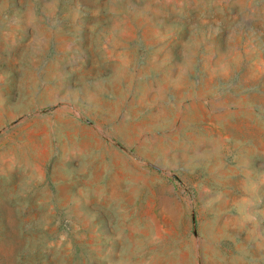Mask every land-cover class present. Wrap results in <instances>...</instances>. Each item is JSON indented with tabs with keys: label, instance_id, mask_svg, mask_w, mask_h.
Returning a JSON list of instances; mask_svg holds the SVG:
<instances>
[{
	"label": "rangeland",
	"instance_id": "obj_1",
	"mask_svg": "<svg viewBox=\"0 0 264 264\" xmlns=\"http://www.w3.org/2000/svg\"><path fill=\"white\" fill-rule=\"evenodd\" d=\"M155 80L202 144L166 173L191 218L158 253L155 168L123 219L132 197L59 134L88 90ZM0 264H264V0H0Z\"/></svg>",
	"mask_w": 264,
	"mask_h": 264
},
{
	"label": "crops",
	"instance_id": "obj_2",
	"mask_svg": "<svg viewBox=\"0 0 264 264\" xmlns=\"http://www.w3.org/2000/svg\"><path fill=\"white\" fill-rule=\"evenodd\" d=\"M117 88L109 90L101 86L88 90L87 104L74 105L75 112L63 116L59 134L63 140L80 144L79 155L87 154L97 172H109L113 192L125 189L123 194L132 197L126 203L116 202L117 207L127 206L122 212L130 213H122L123 219L138 217L143 207L137 198L145 186V171L155 168V253L174 251L177 245L184 244L177 229L185 227L181 220L191 218V213L177 210L175 183L166 173L177 168L190 170L189 157L202 155L201 136L194 137L197 146L192 152L186 149L184 139L177 144V136L185 130L184 123L177 125V99L183 101L178 106L188 104L184 102L186 99L177 97L173 86L155 80V86L146 88L131 85Z\"/></svg>",
	"mask_w": 264,
	"mask_h": 264
}]
</instances>
